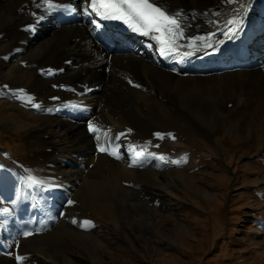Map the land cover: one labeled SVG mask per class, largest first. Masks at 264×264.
<instances>
[{"label":"bare ground","instance_id":"bare-ground-1","mask_svg":"<svg viewBox=\"0 0 264 264\" xmlns=\"http://www.w3.org/2000/svg\"><path fill=\"white\" fill-rule=\"evenodd\" d=\"M89 1L53 0L67 7L46 12L40 0H0V97L29 109L41 105L37 115L20 111L36 138L32 170L40 166L45 180L43 190L29 193L19 171L12 187H0V264L69 261L75 241L91 238L96 245L104 226L124 218L139 237L150 238L170 182L186 177L187 143L226 131L246 144L264 128V0H155L182 12L180 47L165 54L151 39L158 33L110 31ZM238 23L232 38L224 35ZM48 29L51 36L32 40ZM209 42L213 48L196 47ZM140 126L152 133L135 140L130 134ZM99 154L111 169L96 167ZM32 218L40 232L24 236Z\"/></svg>","mask_w":264,"mask_h":264},{"label":"rangeland","instance_id":"rangeland-1","mask_svg":"<svg viewBox=\"0 0 264 264\" xmlns=\"http://www.w3.org/2000/svg\"><path fill=\"white\" fill-rule=\"evenodd\" d=\"M35 34L34 41L51 36L52 30ZM22 105L0 97V187H12L11 176L19 171L45 182L40 166L32 170L30 143L35 144L36 138L28 134L27 118L20 110L37 112ZM177 110L182 111L179 106ZM142 132L152 133L140 126L130 136L140 140ZM245 141L224 131L213 139L198 134L187 144L179 142L187 145L186 177L170 182L172 191L164 201L166 207L155 211L150 238L139 237L129 218L117 225L110 222L102 228L98 244L91 238L75 241L66 254L70 260L60 264H264V128ZM101 156L95 162L102 164L96 167L111 169ZM23 186L35 193L29 182ZM31 221L27 229L36 232L37 222Z\"/></svg>","mask_w":264,"mask_h":264},{"label":"snow or ice","instance_id":"snow-or-ice-1","mask_svg":"<svg viewBox=\"0 0 264 264\" xmlns=\"http://www.w3.org/2000/svg\"><path fill=\"white\" fill-rule=\"evenodd\" d=\"M41 5L46 6V12L54 11L57 8L67 7L55 4L53 3V0H40V4L37 6L40 7ZM88 7L92 12H95L104 18L123 21L132 31L140 33L144 36H149L151 33H158V35L151 36V39H154L159 43V50L162 54L175 52L176 49L180 47L177 41L184 37V31L181 24L182 12H169L167 9L159 6L155 0H90ZM44 18V16L39 17L40 20ZM239 30L240 28L238 23L237 27L230 28L228 32L224 33V35L228 38H232V36H234ZM198 39L201 41L204 40V38ZM188 47H193V43H189ZM196 47L213 48L214 45L209 42L197 45ZM191 55H193V52L183 53V56L185 57ZM47 74L51 75L52 71L49 70ZM129 83H132V81H129ZM135 86L140 87L139 85ZM29 102H31V97H29ZM32 106L37 109L41 108L40 104H33ZM52 110L53 109H47L49 112ZM88 129L90 132L97 131V128L92 123H89ZM128 131L131 132V129ZM120 135L124 134L121 133ZM154 135L163 139L165 134L155 133ZM167 135L171 136L172 134L169 133ZM116 138L119 139V137ZM98 147L100 151H105L103 146L98 145ZM157 147H159V145H157ZM136 155H143V151L137 152ZM148 155L161 161L166 160L165 156L162 154L157 155L156 153H148ZM166 162L177 165L181 163L180 160H167ZM27 181L29 182L30 187L35 186L43 190L44 181L34 177L31 172H29ZM73 203L75 202L71 200L68 201L69 205ZM8 211L9 210L7 208L3 209L4 213H8ZM72 223L76 224L77 221L73 219ZM84 223L91 224V221H85ZM23 235L29 236L32 235V232L25 231ZM16 259L17 261H20L23 257L17 256Z\"/></svg>","mask_w":264,"mask_h":264}]
</instances>
